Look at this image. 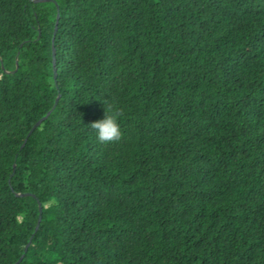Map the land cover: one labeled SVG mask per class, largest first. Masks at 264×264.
I'll return each instance as SVG.
<instances>
[{
    "label": "trees",
    "instance_id": "1",
    "mask_svg": "<svg viewBox=\"0 0 264 264\" xmlns=\"http://www.w3.org/2000/svg\"><path fill=\"white\" fill-rule=\"evenodd\" d=\"M54 1L0 0V264H264V0Z\"/></svg>",
    "mask_w": 264,
    "mask_h": 264
},
{
    "label": "clouds",
    "instance_id": "2",
    "mask_svg": "<svg viewBox=\"0 0 264 264\" xmlns=\"http://www.w3.org/2000/svg\"><path fill=\"white\" fill-rule=\"evenodd\" d=\"M104 104L103 115L90 121L87 127L93 130L96 141L107 143L119 140L121 137V128L118 123V110L114 105Z\"/></svg>",
    "mask_w": 264,
    "mask_h": 264
},
{
    "label": "water",
    "instance_id": "3",
    "mask_svg": "<svg viewBox=\"0 0 264 264\" xmlns=\"http://www.w3.org/2000/svg\"><path fill=\"white\" fill-rule=\"evenodd\" d=\"M35 2H42V1H54V0H34ZM55 3H56V1H54ZM57 5V4H56ZM57 8L59 9V7H58V5H57ZM59 17V13H58V15H57V18ZM54 55V54H53ZM43 119L44 118H42L41 120H39L34 126H33V128H32V130H34L35 128H37L40 124H41V122L43 121ZM31 130V131H32ZM23 195H25V194H23ZM22 258H23V256L18 260V262H16L15 264H18L21 260H22Z\"/></svg>",
    "mask_w": 264,
    "mask_h": 264
}]
</instances>
